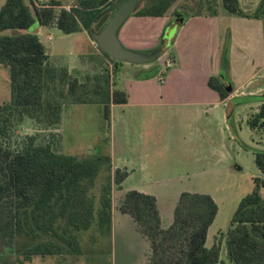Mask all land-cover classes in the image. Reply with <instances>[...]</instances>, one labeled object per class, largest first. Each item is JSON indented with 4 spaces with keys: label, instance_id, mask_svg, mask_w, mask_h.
I'll list each match as a JSON object with an SVG mask.
<instances>
[{
    "label": "trees",
    "instance_id": "16d2710c",
    "mask_svg": "<svg viewBox=\"0 0 264 264\" xmlns=\"http://www.w3.org/2000/svg\"><path fill=\"white\" fill-rule=\"evenodd\" d=\"M33 0H6L0 8V66L11 72L12 101L0 105V264L2 255L22 257L24 264L38 256L80 255L87 235L95 242L111 233L112 189L128 177L126 170H112L107 154L75 155L57 152L37 136L17 138L27 120L41 129L58 127L66 104H98L105 119L111 105L128 102V93L117 89L109 71L80 81L67 68L50 65V55L40 37L31 32L37 23L58 27L64 34L99 32L115 13L101 15L121 0H77L70 10L34 6ZM178 0H153L134 13L139 17H163ZM54 5H61L58 0ZM228 13L242 18H261L264 0L254 13L245 12L239 0H222ZM8 29L21 32L2 34ZM100 50V49H99ZM100 53L115 69L123 62ZM164 53V50H163ZM141 70L138 78L151 79L159 66ZM221 100L230 95L221 77L208 81ZM258 111L247 123L264 132V94ZM254 160L264 176V151ZM255 189L243 197L234 212L225 240L226 256L234 264H264V177L255 178ZM119 211L128 215L150 244L147 264H219L221 245L207 247L208 232L219 206L205 193L183 192L174 209V220L162 226L155 196L127 191ZM96 234V236H95Z\"/></svg>",
    "mask_w": 264,
    "mask_h": 264
},
{
    "label": "rangeland",
    "instance_id": "374dc122",
    "mask_svg": "<svg viewBox=\"0 0 264 264\" xmlns=\"http://www.w3.org/2000/svg\"><path fill=\"white\" fill-rule=\"evenodd\" d=\"M5 1L0 0V8ZM60 1L72 6L77 2V0ZM150 1L153 0H139L136 11ZM208 1L212 4L208 5ZM208 1L178 0L168 14L159 18L131 16L119 34L120 40L125 48L134 52L148 54L160 46H164L165 51L171 47L178 34L180 24L177 19H186V14H207L218 10L223 58L226 46L231 40L229 30L234 24L231 18L236 21L239 18L226 11L222 0ZM260 3L261 1L256 10ZM240 26L239 24L237 28ZM198 28L204 30L202 27ZM30 31L36 32L47 47L50 64L69 68L75 77L82 78L86 71L90 74L109 71L114 85L119 83V78L122 79L119 86L123 85L125 79L126 83L129 80L127 78L141 81L138 73L145 70L142 67L144 65L123 62L122 64H128L132 68L140 66L136 70L126 71L120 67L115 69L110 61L98 60L100 50L92 36L84 31L67 35L56 26L40 27L37 23ZM20 32L16 29H8L2 34L15 35ZM194 40L198 47L193 57L200 59L204 64H209L213 58V45L203 37L202 32H199ZM237 53L233 59L238 64L244 62L248 65V61L254 60L263 65V57L258 54L249 57ZM159 59H165L164 53ZM158 60L145 65L157 67ZM90 68L93 72L89 71ZM263 71L259 74L239 71L227 74L223 70L222 73H225L226 83L238 86L249 81L254 84L264 83ZM252 75L254 78H251ZM156 77L151 79L157 82ZM260 77L263 79H258ZM132 87L134 89V85ZM230 94H235L233 89L230 90ZM11 101V72L9 67L1 65L0 105ZM253 106L255 102L248 98H234L217 105L204 106L206 112H202L201 115V108L197 105L146 110L131 107L129 110L126 108L125 112L116 111L117 118L123 116L124 119H131L128 127L135 138L143 142L145 139L154 140L157 143L143 147V151L151 157L147 160V169L138 171L136 177L133 175L122 184L120 189L113 186L110 211L112 215L113 211L115 213L111 233L99 237L95 242L91 240L90 235L84 237L80 255L38 256L24 264H147L149 242L135 229L133 223L121 219L122 213L116 209L124 193L133 189L156 195L166 216L172 215L183 192L211 195L218 204L219 211L209 229L207 247L220 242L219 264H234L226 256L225 240L220 238L230 228L232 217L241 199L255 189L254 179L264 177L254 160L255 151H264V132L252 130L247 123L254 114ZM63 113V128L58 126L41 129L34 121L27 120L19 127L17 138L34 135L39 141L50 143L57 152L75 155H85L92 150L94 153L108 155L111 153L114 136L123 139L125 124L105 119L101 105L66 104ZM114 166L112 163L113 172L117 170ZM260 194L264 198V188L260 190ZM1 256L5 264H21L23 261V258L18 256L13 258L7 257L9 255L1 254Z\"/></svg>",
    "mask_w": 264,
    "mask_h": 264
},
{
    "label": "crops",
    "instance_id": "0c3cea01",
    "mask_svg": "<svg viewBox=\"0 0 264 264\" xmlns=\"http://www.w3.org/2000/svg\"><path fill=\"white\" fill-rule=\"evenodd\" d=\"M26 1L28 2V0ZM260 1L261 0H239V4L245 12L254 13ZM61 3L64 4L63 2ZM210 3L211 2L208 1V5ZM219 14L220 13L218 12V10L212 11L207 14H186L187 17L183 23L177 21L180 24L178 34L175 40L173 41L171 47L164 51L165 59L158 60L160 73L155 78L157 82L152 79H140L141 81H137L134 79L127 78V80L129 79L127 81L128 83H125V79L123 81V85L119 86V83L122 81V79L119 78V83L117 82L116 85H114L115 88L125 90L128 93L127 104L111 105L110 115L108 117V120L111 119V122H113V120L114 122H123L126 126L124 127L125 133H123V139H117V137L114 136L113 146L110 151L111 153L108 154L111 156L112 163L115 165V169H125L128 172L129 175L123 183L128 181L133 175L136 177L138 171L142 172L144 171V169L148 168L147 160L151 159V157L143 151V147L152 146L157 142L154 140L150 141L149 139H145V141L143 142V140L140 141L138 140V138H135V136L131 134V131L128 127L130 126L131 119H124L123 116L117 118L116 111L122 110L125 112L126 108L127 110H129L131 107H137L140 109L145 108L146 110L148 108L161 109L166 107L168 109H172L180 106L188 107L197 105L201 108V115L202 112H206V108L204 106H210V104L217 105L221 102H225L234 98L250 99L252 102H255V106H253V113H256L258 111V108L261 104L260 96L264 94V83L254 84L253 82L249 81L247 83H241L238 86L233 85L231 83L228 84L226 83V80H224L226 79L224 78L225 73L222 72L224 70L225 72H227V74L228 72L233 73L237 71L259 74L261 71L264 70V16L256 19L238 17L239 19L237 21L232 20L231 18V21L234 22V24L229 30V36L231 37V40L229 41V45L226 46V50L224 51V56L222 58L221 28L218 17ZM129 19L122 26L119 31V34L123 30V27L129 21ZM239 24L241 26L237 28ZM198 27H202L204 28V30H201ZM238 30L243 31L237 32ZM84 32L88 34L86 31ZM199 32H202L203 37L207 38L209 40V44L213 45V58L209 64H204L200 59L193 57L194 51L198 47L194 38ZM236 52H238V55H249V57L258 54V56L263 57V65L256 63L254 60L248 61V65H245L244 62L238 64L237 61L233 59ZM97 59L101 61L107 60L106 58H104V56H102L101 53L99 55V58ZM107 62L109 61L107 60ZM119 67L128 71L136 70V68L140 66H135L136 68H132L131 66H128V64H121L119 65ZM142 67L145 70H148L147 67L151 66L144 65ZM67 69L69 73L73 75L69 68ZM89 71L93 72V69L90 68ZM93 74L94 73L90 74L88 71H86L85 75L82 78H77L82 81L87 76ZM161 76L163 77L162 79ZM212 76L221 77L227 89L231 91L233 89L235 94H230L227 99L221 100L218 94L214 90H212L208 85V81ZM257 77L259 76L257 75ZM251 78H254V75H252ZM258 79L263 78L260 77ZM133 85L134 89L132 87ZM63 122L64 121L62 118V122L59 125L62 128L64 127ZM156 137L158 139V135ZM90 152H93V150ZM149 167L151 168V166ZM138 191L146 194H151L147 191ZM151 195L155 196L157 199L162 226L164 228H168L174 220L175 207L173 209L172 215L167 213L168 215L166 216V214L160 207L159 199L157 198V196L154 194ZM116 209L117 211H119V202ZM114 213L115 211H113V215ZM121 219H127L129 222L133 223L135 229L137 230L136 224L130 216L121 214ZM165 221H167L166 224Z\"/></svg>",
    "mask_w": 264,
    "mask_h": 264
},
{
    "label": "water",
    "instance_id": "95a60500",
    "mask_svg": "<svg viewBox=\"0 0 264 264\" xmlns=\"http://www.w3.org/2000/svg\"><path fill=\"white\" fill-rule=\"evenodd\" d=\"M139 0H121L106 8L101 15L115 12L99 32L91 34L96 46L111 58L121 62L136 65H145L157 61L163 54V47L143 54L127 49L119 40V31L125 22L134 15ZM185 19L179 18L178 22L183 23ZM108 212L111 211L108 209Z\"/></svg>",
    "mask_w": 264,
    "mask_h": 264
},
{
    "label": "built area",
    "instance_id": "2783aa9c",
    "mask_svg": "<svg viewBox=\"0 0 264 264\" xmlns=\"http://www.w3.org/2000/svg\"><path fill=\"white\" fill-rule=\"evenodd\" d=\"M53 1L55 0H33L32 3L34 4L35 7L37 8H43V9H48V8H57V9H66L70 10L73 6L71 5H64L61 3V5H54ZM170 65V64H169ZM163 74V73H162ZM163 77L161 76V79Z\"/></svg>",
    "mask_w": 264,
    "mask_h": 264
}]
</instances>
